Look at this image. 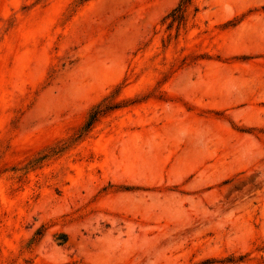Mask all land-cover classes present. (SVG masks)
Returning <instances> with one entry per match:
<instances>
[{
    "label": "rangeland",
    "instance_id": "rangeland-1",
    "mask_svg": "<svg viewBox=\"0 0 264 264\" xmlns=\"http://www.w3.org/2000/svg\"><path fill=\"white\" fill-rule=\"evenodd\" d=\"M263 29L264 0H0V264H264Z\"/></svg>",
    "mask_w": 264,
    "mask_h": 264
},
{
    "label": "bare ground",
    "instance_id": "bare-ground-1",
    "mask_svg": "<svg viewBox=\"0 0 264 264\" xmlns=\"http://www.w3.org/2000/svg\"><path fill=\"white\" fill-rule=\"evenodd\" d=\"M259 25H261V23L259 24ZM264 30V29H263ZM256 34H257V32H256ZM262 34H263V32H262ZM229 74H231V73H229ZM229 77V76H228ZM205 85H206V83H205ZM255 84H253V82L252 81H250V80H245V79H243L242 78V76H239V77H233V76H231V77H229V78H227L225 81H223V82H221L217 87L218 88H212V87H207V85H206V87H203V89L205 90V91H207V92H209V91H214V90H217V92H231V91H233L234 89H236L237 91H244V90H249L252 86H254ZM210 86H212V85H210ZM212 88V89H211ZM204 91V92H205ZM236 91V92H237ZM206 92V93H207ZM235 96V95H234ZM238 97V96H237ZM236 97V98H237ZM243 98V97H242ZM251 101V100H250ZM257 102V101H256ZM247 122V121H246ZM192 134V133H191ZM202 134V133H201ZM185 135H187V134H185ZM184 135V136H185ZM189 135V134H188ZM190 138H191V136H189ZM199 137V136H198ZM202 137L204 138V135H202ZM212 138V137H211ZM194 139H195V136H194ZM208 139V138H207ZM248 139V138H247ZM251 139V137L248 139V140H250ZM192 140V139H191ZM252 140V139H251ZM201 141V140H200ZM205 141H206V139H205ZM209 141H211V140H209ZM246 141V140H245ZM253 142V141H252ZM254 142L256 143V141L254 140ZM253 142V143H254ZM198 143H199V141H198ZM202 143V142H201ZM250 143V141L248 142V144ZM254 143V144H255ZM251 144V143H250ZM254 144H252L251 145V148H254ZM250 146V145H249ZM253 146V147H252ZM244 149V148H243ZM244 152V151H243ZM252 155H254L253 153H252ZM252 159H254V158H252ZM144 166H146V164L144 163ZM153 202V201H152ZM160 202V201H159ZM151 203V202H150ZM149 203V204H150ZM156 203V202H155ZM159 205L161 206V202L159 203ZM159 205H156L157 207H159V209L163 206H159ZM149 207L151 208V206L149 205ZM164 207H165V204H164ZM164 207H162V209H164ZM150 208H148L149 210H146L147 212H149V211H151V209ZM156 208V207H155ZM145 210V209H144ZM153 211H155V209L153 210ZM164 212V211H163ZM152 213V212H151ZM158 214V213H157ZM160 214V213H159ZM143 215V214H142ZM146 215H147V213H146ZM155 216V215H154ZM144 217H145V215H144ZM158 217V216H157ZM147 218H149L148 216H147ZM166 218V217H165ZM132 240H135V242H136V239H133L132 238ZM142 240V239H141ZM127 245H128V243H126ZM130 244V243H129ZM132 244V243H131ZM131 246H133V245H131ZM127 247V246H126ZM129 247V246H128ZM134 247H135V244H134ZM121 248H122V246H121ZM125 249V248H124ZM122 250H123V248H122ZM125 251V250H124Z\"/></svg>",
    "mask_w": 264,
    "mask_h": 264
}]
</instances>
